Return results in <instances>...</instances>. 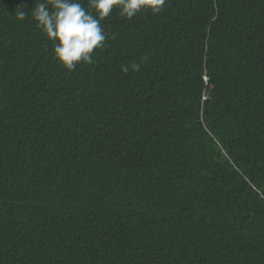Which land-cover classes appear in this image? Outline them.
Here are the masks:
<instances>
[{
    "label": "trees",
    "instance_id": "obj_1",
    "mask_svg": "<svg viewBox=\"0 0 264 264\" xmlns=\"http://www.w3.org/2000/svg\"><path fill=\"white\" fill-rule=\"evenodd\" d=\"M34 7L0 0V264H264V0L114 10L74 72Z\"/></svg>",
    "mask_w": 264,
    "mask_h": 264
},
{
    "label": "clouds",
    "instance_id": "obj_2",
    "mask_svg": "<svg viewBox=\"0 0 264 264\" xmlns=\"http://www.w3.org/2000/svg\"><path fill=\"white\" fill-rule=\"evenodd\" d=\"M31 19L35 26L53 42V58L69 72L78 66L93 65L95 52L103 49L108 34L102 27L114 10L119 15L131 20L141 12L159 14L167 0H34ZM16 19L25 20L28 12L15 13ZM140 63L121 66L125 74L140 71Z\"/></svg>",
    "mask_w": 264,
    "mask_h": 264
}]
</instances>
